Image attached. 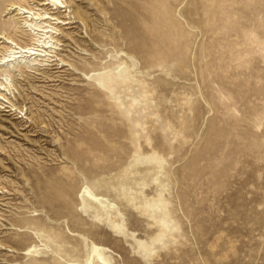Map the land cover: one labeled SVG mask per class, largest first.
<instances>
[{"label":"rangeland","instance_id":"374dc122","mask_svg":"<svg viewBox=\"0 0 264 264\" xmlns=\"http://www.w3.org/2000/svg\"><path fill=\"white\" fill-rule=\"evenodd\" d=\"M70 1L0 100V264H264V0Z\"/></svg>","mask_w":264,"mask_h":264},{"label":"bare ground","instance_id":"6f19581e","mask_svg":"<svg viewBox=\"0 0 264 264\" xmlns=\"http://www.w3.org/2000/svg\"><path fill=\"white\" fill-rule=\"evenodd\" d=\"M35 2H38L37 5L41 6L42 9L37 11L31 4ZM70 2V0H0V19L3 17V13H14L13 21H0V77H2L0 80V100L4 103H9L12 107V112L14 107L17 106V102H15L17 100L15 99L14 101L11 95L9 96L11 93L8 92L15 88V84H13L14 69L31 68V65L43 61L52 62V65L55 66V61L65 63V59L62 57L52 60L53 56H51V53L57 49V46L62 41L57 38V32L61 31V28L57 24L63 23L70 25L79 21L75 20L73 22L71 16L70 18L64 17L61 11H58L60 8L70 7ZM80 14V12H76L75 19L81 18ZM54 21L56 23H53ZM55 34L57 37L54 36ZM28 36L34 41H31L32 44H28ZM90 36L92 39L96 38L92 32ZM56 56H59V54H56ZM13 97H15V93ZM17 108L21 109L18 106ZM1 189L3 187L0 185Z\"/></svg>","mask_w":264,"mask_h":264}]
</instances>
